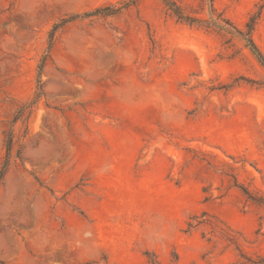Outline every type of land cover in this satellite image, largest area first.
I'll return each mask as SVG.
<instances>
[{
	"label": "rangeland",
	"instance_id": "374dc122",
	"mask_svg": "<svg viewBox=\"0 0 264 264\" xmlns=\"http://www.w3.org/2000/svg\"><path fill=\"white\" fill-rule=\"evenodd\" d=\"M173 1L0 0V264H262L264 0Z\"/></svg>",
	"mask_w": 264,
	"mask_h": 264
},
{
	"label": "trees",
	"instance_id": "16d2710c",
	"mask_svg": "<svg viewBox=\"0 0 264 264\" xmlns=\"http://www.w3.org/2000/svg\"><path fill=\"white\" fill-rule=\"evenodd\" d=\"M134 2H137V0H133ZM165 3V6L168 8V10H170L172 12V14L174 16H176L179 20L187 22L189 24H195V23H199L202 21L196 20L194 18L189 17L184 9L179 6L175 1L173 0H163ZM119 12V9H116L114 6H108L105 8H100V9H96L92 12H88L85 13L82 16H73L70 17L68 19L63 20L60 24H57L53 27V30L51 32L50 35V45L53 42L54 36L56 34V32L63 26L78 21V20H83V19H88V18H92V17H109V16H114ZM262 15V9L260 10V12H258V14L253 15L250 19V22L247 24V31L244 32H240V35L242 36L243 40L246 43L247 48L250 50V52L254 55V57L257 59V61L260 63V65L262 67H264V55L263 53L260 51V49L258 48V46L255 44L254 40L252 39V32L254 31L255 25H256V21L261 17ZM205 24L208 25H212L215 26L219 29H225L224 26H221L220 24H217L216 22L211 21L209 22H203ZM39 98V95L37 96V99ZM36 99V100H37ZM21 111L18 113L17 117L14 120V123H16L19 120ZM12 143H13V136H10L9 141L7 142V153L6 156L4 158V162L0 165V181L4 179V177L6 176L8 169L10 167V161H9V155H10V151L12 148ZM247 194V192H246ZM248 195V194H247ZM261 263L264 264V259L261 260Z\"/></svg>",
	"mask_w": 264,
	"mask_h": 264
}]
</instances>
